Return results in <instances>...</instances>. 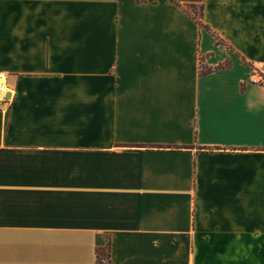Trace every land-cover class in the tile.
I'll list each match as a JSON object with an SVG mask.
<instances>
[{"label":"crops","instance_id":"0c3cea01","mask_svg":"<svg viewBox=\"0 0 264 264\" xmlns=\"http://www.w3.org/2000/svg\"><path fill=\"white\" fill-rule=\"evenodd\" d=\"M175 1L0 0V264H264V0Z\"/></svg>","mask_w":264,"mask_h":264},{"label":"built area","instance_id":"2783aa9c","mask_svg":"<svg viewBox=\"0 0 264 264\" xmlns=\"http://www.w3.org/2000/svg\"><path fill=\"white\" fill-rule=\"evenodd\" d=\"M247 82L253 86L264 88V65L252 68L248 74ZM9 94L10 92L6 86L5 77L0 76V109L9 105Z\"/></svg>","mask_w":264,"mask_h":264},{"label":"trees","instance_id":"16d2710c","mask_svg":"<svg viewBox=\"0 0 264 264\" xmlns=\"http://www.w3.org/2000/svg\"><path fill=\"white\" fill-rule=\"evenodd\" d=\"M172 3L180 6L179 4H177V2L175 0H170ZM194 10H196V7H190ZM202 8H201V15H202ZM219 68H222L221 66ZM212 70H207L202 72V74H206V73H211ZM97 259H98V264H104L105 262L107 263L109 260V246L106 247V249L102 250V251H98V255H97Z\"/></svg>","mask_w":264,"mask_h":264},{"label":"rangeland","instance_id":"374dc122","mask_svg":"<svg viewBox=\"0 0 264 264\" xmlns=\"http://www.w3.org/2000/svg\"><path fill=\"white\" fill-rule=\"evenodd\" d=\"M225 65H229V64H228V62H226V64H225ZM203 72H204V70H203Z\"/></svg>","mask_w":264,"mask_h":264}]
</instances>
